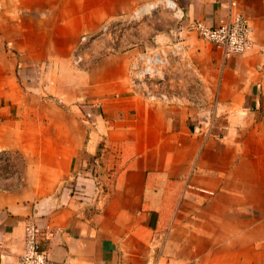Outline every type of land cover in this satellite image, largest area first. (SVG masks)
<instances>
[{"label":"crops","instance_id":"crops-1","mask_svg":"<svg viewBox=\"0 0 264 264\" xmlns=\"http://www.w3.org/2000/svg\"><path fill=\"white\" fill-rule=\"evenodd\" d=\"M156 1L0 0V264H17L29 220L56 264H264V0H172L185 21L249 18L247 52L224 57L187 30L191 68L171 61L183 94L205 110L217 96L214 136L193 132L203 111L186 98L128 86L130 57L172 39L168 11L114 34L134 47L69 73L80 35Z\"/></svg>","mask_w":264,"mask_h":264},{"label":"built area","instance_id":"built-area-1","mask_svg":"<svg viewBox=\"0 0 264 264\" xmlns=\"http://www.w3.org/2000/svg\"><path fill=\"white\" fill-rule=\"evenodd\" d=\"M149 4L139 6L127 23L136 18L135 13L138 10H142ZM173 8H175V23L171 29L172 39L169 42L139 50L130 57L127 67L128 86L145 100L155 104H187L183 103V99L186 98L189 103L187 105L196 106L201 112L203 111L194 124L193 132L204 136H214L216 134L213 128L216 126L215 122L218 117L215 109L217 96L215 95L214 101L211 103L213 107L205 110L199 97L183 94L178 84L168 81V74L172 73L171 61L176 62L177 68L182 66L191 68L187 65L185 47L182 42V34L187 30L195 31L200 37L220 48L224 57L247 52L253 46L249 18L245 13L236 11L220 20L216 26H207L201 21H185L184 12L175 2ZM123 25H125L123 20L105 22L97 32L80 35L70 53V64L78 68L89 65L92 59L97 56L96 53L93 54V57L87 56L91 44L99 41L105 35L111 38V43L104 45L102 50L103 52L111 51L116 41L113 36L117 32L116 30ZM5 160L6 156L0 155V161ZM100 186L98 183L99 189ZM17 264H56L42 247L39 230L33 221H27L24 226V245Z\"/></svg>","mask_w":264,"mask_h":264},{"label":"rangeland","instance_id":"rangeland-1","mask_svg":"<svg viewBox=\"0 0 264 264\" xmlns=\"http://www.w3.org/2000/svg\"><path fill=\"white\" fill-rule=\"evenodd\" d=\"M158 1V0H157ZM156 1V2H157ZM162 1H164V2H166L165 0H162ZM161 0H159L158 1V3H157V6H155L154 8H152L150 11H148V12H145V13H143V14H141V16L138 18V17H136V18H133V20L131 21V22H129V23H125V25H123L120 29H117L116 31V33L115 34H117L118 33V35L121 37V35H122V33L124 32V28H128V27H130L131 26V23L133 22V21H137V20H140V21H142L143 19H145V20H147V18L148 17H160V16H158V12H160V11H168L169 13H171L172 15H173V17H174V11H175V8H173V7H165V5H164V3L162 2ZM162 2V3H161ZM152 3V2H151ZM134 13H132L131 15H133ZM151 17V18H152ZM129 18H131V16H129V17H127V20L129 19ZM174 20H175V17H174ZM127 31V30H126ZM125 31V32H126ZM128 32H130V30H128ZM95 33V32H94ZM121 41H115L114 42V45H113V49L111 50V51H107V52H103V48H104V45H108V44H110L111 43V38L110 37H108L107 35H105V36H103V37H101V39L99 40V41H97V42H94V43H92L91 44V46H90V49H89V51H88V54H87V56H90V57H93V54H95L96 53V57H94L93 59H92V61H91V63L89 64V65H87V66H85V67H82V68H78V67H75V66H73V65H71L70 64V61L68 62L70 65H69V68H70V70H72L71 72H69L68 70H65L64 71V69H61V73L62 74H67L68 72L69 73H71V75L72 76H77V74L79 73V72H82V74H83V72L84 73H88L89 72V69L92 67V65L93 64H95L97 61H99V60H103V61H108V60H111V59H113V58H116V57H118L119 55H121V53H123L125 50H127V49H130V48H132V47H134L132 44H130L129 42L127 43H120ZM73 48L75 47V45L74 46H72ZM148 47H151V46H148ZM73 48H72V50H73ZM71 50V51H72ZM70 51V52H71ZM100 54V55H99ZM128 64H129V60H128V62H127V67H128ZM63 71V72H62ZM77 72V73H76ZM125 77H126V80H127V69H126V75H125ZM50 82H51V80H50ZM77 84V83H76ZM43 97H45L46 99H49V98H52V95L50 94V93H48V92H44V96ZM84 100V99H83ZM83 100L82 101H80V103H78V101L77 102H75V104H78V105H80V104H84V102H83ZM89 115H90V117L89 116H87L86 115V118H84L85 120H86V124H87V126L90 124V122H92V120H93V122H95V117H94V115H91L90 113H89ZM89 118H91L90 120H89ZM93 126L96 128V129H98V125H94L93 124ZM89 127H91V126H89ZM100 135V134H99ZM102 142H103V139H102ZM99 147H101V146H99ZM76 190H78L77 188H75Z\"/></svg>","mask_w":264,"mask_h":264},{"label":"bare ground","instance_id":"bare-ground-1","mask_svg":"<svg viewBox=\"0 0 264 264\" xmlns=\"http://www.w3.org/2000/svg\"><path fill=\"white\" fill-rule=\"evenodd\" d=\"M159 1V0H158ZM158 1L157 2H153V3H150L149 5H147V6H145L142 10H138L136 13H135V17H140L141 16V14H143V13H145V12H148V11H150V9L152 8V7H155V6H157V3H158ZM162 1V0H161ZM166 2H164V1H162L163 3H164V5H165V7H173L174 6V2L172 1V0H165ZM161 2V3H162Z\"/></svg>","mask_w":264,"mask_h":264},{"label":"water","instance_id":"water-1","mask_svg":"<svg viewBox=\"0 0 264 264\" xmlns=\"http://www.w3.org/2000/svg\"><path fill=\"white\" fill-rule=\"evenodd\" d=\"M151 47H153V46H151ZM151 47H148V48H151Z\"/></svg>","mask_w":264,"mask_h":264}]
</instances>
